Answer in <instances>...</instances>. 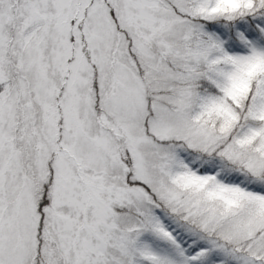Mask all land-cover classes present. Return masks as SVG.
Returning a JSON list of instances; mask_svg holds the SVG:
<instances>
[{
  "label": "snow or ice",
  "instance_id": "snow-or-ice-1",
  "mask_svg": "<svg viewBox=\"0 0 264 264\" xmlns=\"http://www.w3.org/2000/svg\"><path fill=\"white\" fill-rule=\"evenodd\" d=\"M0 264H264V0H0Z\"/></svg>",
  "mask_w": 264,
  "mask_h": 264
}]
</instances>
